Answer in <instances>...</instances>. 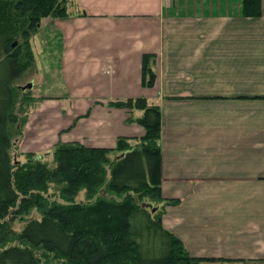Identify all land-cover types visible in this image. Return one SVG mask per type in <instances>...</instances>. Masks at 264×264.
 <instances>
[{
    "label": "crops",
    "instance_id": "obj_1",
    "mask_svg": "<svg viewBox=\"0 0 264 264\" xmlns=\"http://www.w3.org/2000/svg\"><path fill=\"white\" fill-rule=\"evenodd\" d=\"M65 3L66 18L44 20L60 43L62 93L36 98L20 152L134 146L142 112L110 103L144 98L161 112V197L177 201L164 229L191 257L264 264V0L254 19L241 0Z\"/></svg>",
    "mask_w": 264,
    "mask_h": 264
},
{
    "label": "trees",
    "instance_id": "obj_2",
    "mask_svg": "<svg viewBox=\"0 0 264 264\" xmlns=\"http://www.w3.org/2000/svg\"><path fill=\"white\" fill-rule=\"evenodd\" d=\"M240 13L260 17L261 0H241ZM67 16L65 0H0V245L14 239L13 245L0 247V264H216L191 257L162 226L164 208L177 201L161 197V112L144 98L110 103L142 112L136 122L145 133L134 146L126 138L111 149L60 142L51 153L55 168L33 153L12 163L14 142L41 100L17 86L34 67L30 41L43 20ZM150 60L143 57L145 88L156 80ZM54 179L65 183L62 194L71 195L66 204L47 197ZM80 187L88 201L75 203L71 197ZM143 203L156 211L142 208ZM35 208L41 219L11 233L10 225Z\"/></svg>",
    "mask_w": 264,
    "mask_h": 264
},
{
    "label": "rangeland",
    "instance_id": "obj_3",
    "mask_svg": "<svg viewBox=\"0 0 264 264\" xmlns=\"http://www.w3.org/2000/svg\"><path fill=\"white\" fill-rule=\"evenodd\" d=\"M46 20V19H45ZM54 35H52L50 28L43 20L40 23L38 31L32 36L30 41V48L33 53L34 67L31 71H28L24 77L17 83V86L24 87L28 83H32V88L30 90L34 98L51 96L57 93H62L60 90L62 87L61 72L56 68V60L54 54H56L59 44L54 43ZM56 56V55H55ZM33 110V109H32ZM31 110V111H32ZM30 111V112H31ZM29 112V113H30ZM15 141V140H14ZM21 137L14 142L12 149V163H22L26 161V157L20 152ZM44 159L48 163L49 168H55L53 163V157L50 154ZM48 194L50 202L54 204H66L67 199L70 198L69 194H62V190L65 183L58 184L57 181L51 180L48 182ZM77 193L71 199L75 203H84L88 201L87 194L84 188H78ZM92 199V198H91ZM89 199V200H91ZM144 202H148V199H144ZM41 211L39 209H33L30 211L28 216L15 221L10 225V232L13 234H18L23 226L30 220H40ZM8 239V238H7ZM4 242V241H3ZM14 239L10 238L5 240L0 247H6L13 245Z\"/></svg>",
    "mask_w": 264,
    "mask_h": 264
},
{
    "label": "water",
    "instance_id": "obj_4",
    "mask_svg": "<svg viewBox=\"0 0 264 264\" xmlns=\"http://www.w3.org/2000/svg\"><path fill=\"white\" fill-rule=\"evenodd\" d=\"M16 44H13V46H15ZM32 88V83H28L26 86L22 87V90H25V89H31ZM141 207L144 208V209H149L151 210V212H155L156 209L153 208V206L151 204H146V203H143L141 204Z\"/></svg>",
    "mask_w": 264,
    "mask_h": 264
}]
</instances>
